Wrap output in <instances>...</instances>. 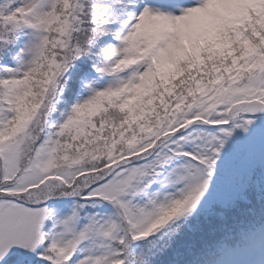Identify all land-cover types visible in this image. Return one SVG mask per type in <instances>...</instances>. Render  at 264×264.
Here are the masks:
<instances>
[{
    "label": "snow or ice",
    "instance_id": "obj_1",
    "mask_svg": "<svg viewBox=\"0 0 264 264\" xmlns=\"http://www.w3.org/2000/svg\"><path fill=\"white\" fill-rule=\"evenodd\" d=\"M0 264H264V0H0Z\"/></svg>",
    "mask_w": 264,
    "mask_h": 264
}]
</instances>
